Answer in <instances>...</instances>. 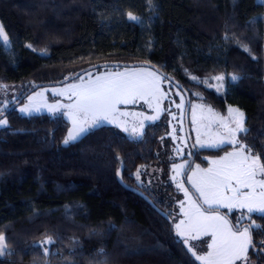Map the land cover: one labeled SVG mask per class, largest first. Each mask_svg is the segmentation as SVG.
Instances as JSON below:
<instances>
[{"label": "trees", "instance_id": "trees-1", "mask_svg": "<svg viewBox=\"0 0 264 264\" xmlns=\"http://www.w3.org/2000/svg\"><path fill=\"white\" fill-rule=\"evenodd\" d=\"M130 12L139 23L127 19ZM0 24L10 44L5 50L0 42V86L21 90L1 114L0 235L7 248L0 264H198L174 232L170 196L179 195L159 181L170 154L169 141L162 147L163 120L138 140L101 126L63 144L69 124L62 116L23 117L16 106L38 88L90 71L147 64L190 100L197 90L221 113L242 111L248 131L239 142L264 163V0H0ZM218 73L239 77L223 95L187 77ZM228 148L189 144L194 161ZM121 165L123 182L168 218L118 184ZM140 167L159 169L153 177L141 172L139 183ZM252 220L247 259L264 264V216ZM49 237L46 254L39 242Z\"/></svg>", "mask_w": 264, "mask_h": 264}, {"label": "rangeland", "instance_id": "rangeland-1", "mask_svg": "<svg viewBox=\"0 0 264 264\" xmlns=\"http://www.w3.org/2000/svg\"><path fill=\"white\" fill-rule=\"evenodd\" d=\"M262 1L263 0H260V2ZM127 19L130 20L128 18V14ZM0 27H2L1 24ZM0 42L2 43L5 50L9 49V41L7 44H4L2 41ZM121 73H137L144 75L149 80L155 82L156 86L158 87V91H155V96L148 95L146 96V99L137 98L134 103L116 105L117 111L112 114L109 119L101 120L98 126L90 127L88 128V131L101 126H112L120 130L129 138L138 140L142 137L147 125L159 123L161 120L166 123V125L168 126V134L166 136V141L162 142V147H164V143L169 141L170 154H168L164 159L165 169H163V175H161L159 181L161 184L165 183L167 185H172L175 189V192L179 195L178 199L175 195H172L175 197L170 196V201L174 204V210L172 214L174 232L178 239L183 242L186 248H188V246H193V250L196 251L198 255H206L209 251L207 245L212 242L211 236L199 235L195 231H190L188 228V217L184 215V212L185 210H191L194 212V209H191L192 204L200 207L202 211L207 210L209 206L203 203V199L200 197V193L196 190V188L193 187L192 183H189V177L198 180V177L203 176L209 169H212L213 172H215L220 166L218 164H213V161H220V158L225 157L227 153L237 150L238 145H233L230 142L231 137L228 134V128L234 129L236 127V124L233 121V115L229 113V110L225 111V113H221L213 109L212 107L205 105L204 103H202V98L199 92L195 90V92L193 93V99L191 100L190 104L188 124L186 127L185 95L172 81L149 67H126L115 70L102 69L100 71H90L88 73H85L80 78L60 85L38 88L37 90L26 96L24 101L16 106V110L18 114L23 117H30L41 114H47L53 117L62 116L69 124L66 134L67 137L69 129H74V126L72 121L68 118V116L65 115V113L70 111L67 106L75 103L76 100V97L72 95L73 89H71L70 86L82 84L86 85L90 80L95 81L97 77H115ZM148 73H155V76L148 77ZM233 75L235 74L218 73L200 77L188 74L187 77L197 87L203 86L206 89L212 90L216 94L223 95L226 92L227 84L235 83L238 80L237 79L233 81L231 79ZM217 76H222L224 77V79L219 81L214 79ZM192 77H196L197 79L193 80ZM205 81L207 83H204ZM221 85L222 87H220ZM218 87L220 88L219 91H217ZM20 92L21 90L19 88L13 86H0V120H5L1 118V114L7 107L8 102L14 101L19 96ZM26 106L28 108V111L21 112L20 109L25 108ZM49 106H55L54 110H50ZM230 108L237 109L235 107ZM209 109H211V111H209ZM145 117L158 118L153 120L145 119ZM83 119L84 118L81 117V122H83ZM88 120H91V116L88 117ZM141 123L143 124V127H141ZM6 126L7 124L2 125L0 126V129ZM84 126L88 127L87 124H84ZM77 127H79V124L77 125ZM133 128H136L138 132L134 133L132 131ZM125 129H127V131ZM85 133L80 134L77 139H79ZM188 134L191 135L192 146L196 150H217L223 147L229 148L227 150H222L217 155L198 153L194 161L195 155L190 152L188 144ZM238 135L239 133H237V139ZM221 138H223L224 140L223 143H220ZM75 140H71L69 141V143H72ZM201 143H203L205 146L201 147ZM63 144H65L64 141ZM213 144H218V146H210ZM192 160L194 161V163L190 164V161L192 162ZM175 165H184V167L182 169H176L174 167ZM197 165H199V170L197 169ZM158 169L159 168L146 169L145 167H140L139 170L136 171L135 177L137 178V180H139V175L141 174V172H148V176L150 175L151 177H153V175L158 172ZM194 172L197 173L196 177H193ZM173 177H175V179H173ZM262 178H264V176H261L260 174H258L256 177L257 180ZM141 181H143V179L139 180L138 182L141 183ZM146 183H148V179L146 180ZM178 184H182L183 188L188 190L189 196L191 198L190 200L185 197L184 191L177 187ZM232 184L233 186H235L234 180L232 181ZM241 191L247 192L249 191V189L242 188ZM262 191H264V189H261L259 187L256 188L257 193ZM225 195L230 197L232 196V193H225ZM258 199L259 198L257 197L256 200L258 201ZM181 202H183V208L181 207ZM224 203H227V201H224ZM212 208L213 210L206 212V214L221 217V222H226L227 227L232 228L233 230L238 229L239 231H243L244 228L248 227L240 226L241 223L246 222L251 226H253V224L256 226L255 222L252 220V217L255 215L264 216V214L255 210L252 213H249L246 207L241 208L239 206H235L232 208H228L222 205L214 204ZM227 216H231L234 219V225L229 221ZM181 221L185 222V224L181 226V231L184 233V235L177 234L176 225L180 224ZM46 239L47 238H44L39 242V245L46 247L45 250L47 249V246L51 244H42V242ZM185 240L188 241V245H185ZM0 243H5V241ZM1 257L2 256H0V258ZM193 258L195 259V257ZM196 262L198 264H201L200 261L196 260ZM234 264H255V262H248V259H243L242 255V258L235 261Z\"/></svg>", "mask_w": 264, "mask_h": 264}, {"label": "snow or ice", "instance_id": "snow-or-ice-1", "mask_svg": "<svg viewBox=\"0 0 264 264\" xmlns=\"http://www.w3.org/2000/svg\"><path fill=\"white\" fill-rule=\"evenodd\" d=\"M128 18L132 21L139 22V17L128 13ZM0 41L7 44L9 37L5 34L2 27H0ZM247 50V49H246ZM148 77L155 76V73H148ZM82 79V78H81ZM196 80V77H192ZM214 79L223 80L224 77L217 76ZM233 81L238 77L233 75ZM204 83H207L206 81ZM72 95L76 97L75 103L68 105L69 112L66 116L72 121L74 129H69L68 136L64 140L67 144L71 140L78 138L80 134L88 131L90 127H96L101 120H107L114 114L118 104L134 103L137 98L146 99V96H155V91L158 87L155 82L149 80L146 76L131 73L118 74L115 77H97L95 81L90 80L88 84L72 85ZM222 87V85L220 86ZM220 88H217L219 91ZM31 99V98H30ZM151 106V105H150ZM50 110H54L55 106H49ZM179 107V105H178ZM21 112H27V106L20 109ZM211 111V109H209ZM229 113L233 115V121L236 127L228 128V134L231 137L230 142L233 145H238L236 151L227 153L225 157H221L220 161H213V164H218L220 167L213 172L212 169L198 177V180L189 177V183L200 193L203 203L207 204L209 208L202 211L200 207L195 204L191 205V210H185L184 215L188 217V228L190 231H195L199 235H210L212 242L207 245L209 251L206 255H198L193 250V246H188L187 251L195 257V260L200 261L201 264H234L235 261L247 259V252L252 246V239L249 235L251 228L255 226L246 227L243 231L238 229L233 230L226 226V222H221L222 218L219 216H212L206 212L212 211V206L222 205L228 208L239 206L247 208L249 213L254 210L264 214V191L257 193L256 188L264 189V178L257 180L258 174L264 176V163L260 162V157L254 156L252 148L246 144L240 143L237 139V133L246 134L248 129L244 126V114L239 109L229 108ZM91 116V120L88 117ZM83 117V122H81ZM158 117H145V119H157ZM175 118V117H174ZM6 120H0V126L6 125ZM79 124V127L77 125ZM87 124L88 127H85ZM141 127L143 124L141 123ZM127 131V129H125ZM134 133L138 132L133 128ZM224 140L221 138L220 143ZM205 146L201 143V147ZM210 146H218L213 144ZM176 169H182L184 165H175ZM199 170V165H197ZM119 171L117 175L119 176ZM139 175V173H138ZM197 173H193L196 177ZM175 179V177H173ZM235 181L233 186L232 181ZM178 188L184 191V195L189 200L191 199L188 190L183 188L182 184L177 185ZM249 189L247 192H242L241 189ZM232 193V196H226L225 193ZM259 198L258 201L256 198ZM227 201V203H224ZM255 205V207H254ZM183 208V202H181ZM185 224L181 221L176 225L177 234L184 235L181 231V226ZM6 240V237L0 235V242ZM52 243L51 238H47L42 244ZM188 245V241H184ZM7 248L6 243H0V256L5 255ZM46 254L48 250H45Z\"/></svg>", "mask_w": 264, "mask_h": 264}, {"label": "water", "instance_id": "water-1", "mask_svg": "<svg viewBox=\"0 0 264 264\" xmlns=\"http://www.w3.org/2000/svg\"><path fill=\"white\" fill-rule=\"evenodd\" d=\"M109 65H113V66H119L118 64H109ZM135 66H138V67H149L147 64H133V65H127V67H135ZM93 68L95 67H90L88 68L86 71H90L92 70ZM150 68V67H149ZM164 76V75H162ZM166 77L167 79H169L170 81H173V79L171 77H168V76H164ZM175 84V83H174ZM176 85V84H175ZM177 86V85H176ZM180 89V88H179ZM185 98H186V114H185V124H186V127H187V124H188V115H189V110H190V104H191V100H190V97L189 95L185 92ZM188 140H189V134H188ZM190 146H192L191 143H189ZM194 155V153H193ZM192 163H193V160H192ZM191 163V164H192ZM119 176L117 175L116 178H117V182L118 184L124 188L125 190L129 191V192H132L134 194H137L138 196H140L151 208H153V210H155V212H157L159 215L165 217V218H168L166 217V215L164 214V212H162L161 210H159L153 203L152 201L145 195L143 194L141 191H139L138 189L136 188H133V187H130L128 185H126L124 182H123V179H122V171H123V168H122V165L120 166L119 168ZM262 247L264 248V243L262 244Z\"/></svg>", "mask_w": 264, "mask_h": 264}, {"label": "crops", "instance_id": "crops-1", "mask_svg": "<svg viewBox=\"0 0 264 264\" xmlns=\"http://www.w3.org/2000/svg\"><path fill=\"white\" fill-rule=\"evenodd\" d=\"M230 107H231V106H228V107L226 108V111H228Z\"/></svg>", "mask_w": 264, "mask_h": 264}]
</instances>
